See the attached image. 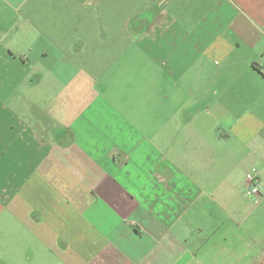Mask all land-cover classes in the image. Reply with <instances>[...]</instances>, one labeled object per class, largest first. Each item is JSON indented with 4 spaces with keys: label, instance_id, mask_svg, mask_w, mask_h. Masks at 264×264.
Wrapping results in <instances>:
<instances>
[{
    "label": "crops",
    "instance_id": "1",
    "mask_svg": "<svg viewBox=\"0 0 264 264\" xmlns=\"http://www.w3.org/2000/svg\"><path fill=\"white\" fill-rule=\"evenodd\" d=\"M251 170L264 0H0L1 253L228 264Z\"/></svg>",
    "mask_w": 264,
    "mask_h": 264
},
{
    "label": "rangeland",
    "instance_id": "2",
    "mask_svg": "<svg viewBox=\"0 0 264 264\" xmlns=\"http://www.w3.org/2000/svg\"><path fill=\"white\" fill-rule=\"evenodd\" d=\"M241 193L242 196L244 194V202L248 205L245 215L240 216L241 219H245L244 222L241 220L237 222L238 240L229 244L226 251L237 252V260L233 257V262L228 260V264H264V188H260V195L257 198L247 196L244 188ZM223 219L229 221L224 215ZM218 235L221 237L220 233ZM14 254L0 252V264H28V261H31L27 259V255L23 257L18 253ZM31 264H35V261L32 260Z\"/></svg>",
    "mask_w": 264,
    "mask_h": 264
},
{
    "label": "built area",
    "instance_id": "3",
    "mask_svg": "<svg viewBox=\"0 0 264 264\" xmlns=\"http://www.w3.org/2000/svg\"><path fill=\"white\" fill-rule=\"evenodd\" d=\"M246 195L257 198L260 195V181L255 170H251L245 175Z\"/></svg>",
    "mask_w": 264,
    "mask_h": 264
}]
</instances>
